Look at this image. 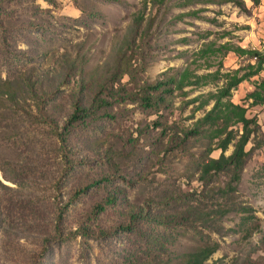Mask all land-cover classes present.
I'll return each instance as SVG.
<instances>
[{
    "label": "rangeland",
    "instance_id": "obj_1",
    "mask_svg": "<svg viewBox=\"0 0 264 264\" xmlns=\"http://www.w3.org/2000/svg\"><path fill=\"white\" fill-rule=\"evenodd\" d=\"M239 2L168 0L169 9H157L150 31L126 51L145 68L133 80L121 78L123 91L113 85L117 98H126L96 113L105 115L67 127L61 141L62 119L56 114L54 122L52 111L71 112L70 88L90 94L110 79L134 14L146 3L147 15L151 0H0V85L12 83L10 98L0 101V264H182L185 252L206 243L218 244L208 264H264V144L245 164L236 190L223 197L227 175L201 181L202 147L181 140L203 113L190 118L194 104L184 100L213 86L186 97L175 91L165 108L137 98L162 72L189 63L204 42L264 51V0ZM210 60L221 61L224 71L249 62L234 52ZM73 63L68 85L46 103L41 92L27 91L31 82L38 85L48 72L63 73ZM251 89L241 82L232 100L247 105ZM247 115L256 116L264 132V106H248ZM82 187L88 190L74 196ZM110 191L118 194L115 203L91 221L105 233L80 231L91 206ZM133 206L148 214L136 231L115 228ZM221 207L230 211L216 226L203 225Z\"/></svg>",
    "mask_w": 264,
    "mask_h": 264
},
{
    "label": "trees",
    "instance_id": "obj_2",
    "mask_svg": "<svg viewBox=\"0 0 264 264\" xmlns=\"http://www.w3.org/2000/svg\"><path fill=\"white\" fill-rule=\"evenodd\" d=\"M167 1L151 0V8H155L154 14H152L150 8L147 15H145L146 3H144L142 10L134 14L133 21L126 32L128 38H125L120 47L115 51L113 68L109 80L104 81L101 85L97 84V91L91 92L90 94L84 91V87L82 86L80 88L78 87V89L70 88L68 90V98L70 99L69 106L71 107V112L69 111L63 114V109H60L58 112L52 111L51 115L54 117L52 118L54 122L56 120L58 123L56 114H59L62 119L61 129L63 133L60 135L61 141L64 140L67 127L84 121L90 116L94 119V117L98 118L102 114L105 115L104 113L96 115V113L107 109L115 102H118L119 99L123 100L126 98V96L117 98L116 94L113 93L118 89L121 91L124 90V87L120 83L121 78L126 75L133 80L137 70H145L144 66H142L143 64L139 66L135 65L130 55L126 54V51L128 49L134 51L133 46L136 43V39L138 38L141 41L147 32L150 31L158 19L157 9L159 10L164 6L165 10L169 9ZM222 1L233 2L237 5H241L242 3L239 0ZM252 1L254 3L258 2V0ZM182 15L177 14L178 19ZM227 52H234L240 57L246 56L249 62L245 66L226 71L223 70L221 61L217 65L212 64L210 60L212 56L225 55ZM192 57L194 58L185 66L167 69L156 79L150 83H146L137 98L141 100L144 106L165 108L172 105L175 91L180 93L179 95L182 97H186L190 93L200 90L205 86H213V89L199 92L195 96L184 100L185 106L194 104L191 108L192 114L190 118H194V114L197 111L202 110L203 113L193 120L190 126L184 130L181 140L184 142L199 143V146L202 147L197 163L201 181H211L220 173L227 175L228 181L226 185L223 188H219L221 195L227 197L229 193L236 190L242 170L247 161L264 144V132L261 129L257 117L247 115L248 106H264V77L260 76V73L264 70V51L244 48L229 42L216 44L215 42L209 41L204 42L198 50L193 52ZM199 60H203L204 64L196 62ZM213 66H216L215 69L206 71ZM76 67V63H73L72 66L66 67L63 73L53 75L48 72L46 74V80H42L38 85H35V82H31L27 87V91L34 94L41 92L46 103V99L49 97L55 96L57 93H62L61 87L68 85L67 79L69 75H72L71 73L74 72L73 70ZM200 69L204 71L198 72ZM254 76L256 78H253ZM243 81L249 82L252 86V89L247 91L244 96V102H247V105L243 102L235 103L232 100L233 90ZM115 83H120L117 90H113ZM187 87L189 89L185 90ZM11 89L12 83L9 80H5L0 85V101L3 99V96L10 98ZM47 103L44 109H42L45 114L51 110L49 108V102ZM47 105L48 108H45ZM209 105H211L210 108L206 109V106ZM230 145L232 146L231 152L225 154ZM217 150H219V155L212 157L211 153ZM102 179L105 181L109 180L107 178ZM94 183L96 184L98 182ZM85 190L88 189L86 187L80 188L75 192L74 196H77ZM117 195V192L110 191L105 196H102L99 201L95 202L90 208V213L80 222V231L95 233L94 229H97L98 234H104V227H95L91 224V221L95 220L96 216L104 212L108 206L111 207L115 203L118 197ZM229 211V207H221L213 210L211 215L207 214L203 225L208 227L216 226L214 220L220 219ZM147 215L141 207L133 206L127 212H124L122 218L115 222L113 226L135 232L137 220ZM210 216H212L211 220L208 218ZM113 226L108 229L113 228ZM260 242L264 245V234L260 238ZM217 248V243H206L195 248L193 251L185 252L181 256L182 264H208L206 260Z\"/></svg>",
    "mask_w": 264,
    "mask_h": 264
},
{
    "label": "clouds",
    "instance_id": "obj_3",
    "mask_svg": "<svg viewBox=\"0 0 264 264\" xmlns=\"http://www.w3.org/2000/svg\"><path fill=\"white\" fill-rule=\"evenodd\" d=\"M20 47H22V48H23V47H25V46H24V45H21Z\"/></svg>",
    "mask_w": 264,
    "mask_h": 264
}]
</instances>
